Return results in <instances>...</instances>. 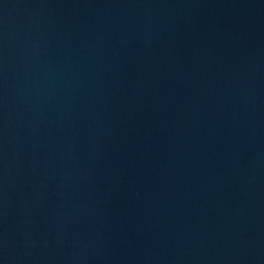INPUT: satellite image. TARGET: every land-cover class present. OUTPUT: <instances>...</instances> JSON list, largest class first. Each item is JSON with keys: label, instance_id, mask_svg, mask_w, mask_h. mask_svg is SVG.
Masks as SVG:
<instances>
[{"label": "water", "instance_id": "water-1", "mask_svg": "<svg viewBox=\"0 0 264 264\" xmlns=\"http://www.w3.org/2000/svg\"><path fill=\"white\" fill-rule=\"evenodd\" d=\"M0 264H264V0H0Z\"/></svg>", "mask_w": 264, "mask_h": 264}]
</instances>
